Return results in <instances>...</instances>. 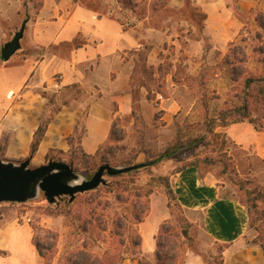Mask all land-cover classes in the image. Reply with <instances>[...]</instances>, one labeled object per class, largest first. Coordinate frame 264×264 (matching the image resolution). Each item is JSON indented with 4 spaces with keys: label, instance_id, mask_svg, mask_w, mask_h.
I'll list each match as a JSON object with an SVG mask.
<instances>
[{
    "label": "crops",
    "instance_id": "crops-1",
    "mask_svg": "<svg viewBox=\"0 0 264 264\" xmlns=\"http://www.w3.org/2000/svg\"><path fill=\"white\" fill-rule=\"evenodd\" d=\"M190 1L196 13L201 14L200 18L196 15L183 17L187 4L185 0H169V9L176 17L182 18L167 19L162 26L148 23V18L143 17L133 28L125 29L115 19L101 15L93 17V13L78 6L73 7L65 21L58 15L51 21H37L31 28L27 25L25 46L10 58V66L4 68L7 73L0 74V140L4 128L11 126L9 144L24 143L23 149L31 153L34 133L43 121L40 115L42 109L37 108L38 124L34 127L35 131L25 135L22 129L17 128V121L22 116L18 112L20 110H14L23 101H16L17 98L40 94L41 100L47 105H44L45 110L50 104L45 94L54 95L53 99L60 96L62 91H67L66 87L78 86L81 92L89 96L85 100V134L80 144L84 154L94 155L109 140L113 123L134 112L131 79L136 64L132 58H128L131 52L144 50L146 67L154 69L153 76L159 77V69L164 61L161 55H165L167 49L175 50L177 54L182 51L187 58L183 60L185 65H196L194 72L186 71L185 78L195 80L201 79L203 75L205 77L204 73L212 66L223 64L232 44L242 33L247 34L251 27L255 28V37L260 36V40H255L264 49V29L257 24V15L264 14V0ZM46 11L44 4L39 19L43 18ZM80 36L83 42L73 48L67 57H62L59 48ZM173 59H169L166 66L170 68L162 74L163 79L172 80L171 84L160 88L162 91L154 92V101L163 118L173 117L179 112L187 115L195 104V101L193 104L186 102L191 96L188 87L173 80H179L175 66L178 59ZM180 87L185 88L186 92L178 94ZM140 88V107L154 113L146 97L148 92L143 86ZM69 106L67 103L58 106L35 156L42 149L46 154L68 148L67 139L79 125L82 116L80 108L83 107ZM151 116L153 114L148 115L147 119H151ZM7 121L10 122L7 124ZM235 125H241L247 134H258L246 122ZM235 125L227 128V135L237 143L247 141L242 135H235ZM55 126L60 127L52 133ZM58 140L64 143L58 144ZM7 151L10 152V149ZM172 179L173 192L179 205L199 216L201 230L211 241L225 246L221 253V264H264L261 247L249 244L245 239V235L249 236L251 231L247 211L241 204L221 197L218 187L208 178H201L195 167L181 169ZM152 213V209H149L143 222L138 224V233L141 238V258L155 264L156 237L169 215L153 222ZM0 253V264H45L32 243V234L10 229L8 225L0 227ZM121 264H138V261L126 259Z\"/></svg>",
    "mask_w": 264,
    "mask_h": 264
},
{
    "label": "rangeland",
    "instance_id": "rangeland-1",
    "mask_svg": "<svg viewBox=\"0 0 264 264\" xmlns=\"http://www.w3.org/2000/svg\"><path fill=\"white\" fill-rule=\"evenodd\" d=\"M168 2L169 0H0V49L13 38L26 19H28L27 25H29V28L37 21H51L58 15L62 21H65L73 7L78 6L93 13V17L101 15L115 19L125 29L133 28L138 20L143 17L148 18V23L161 24L162 26L167 22V19L179 20V18H182L180 16L176 17L172 13L173 11L168 7ZM185 2L187 4L183 11V17L190 18L196 15L200 18L201 14H197L191 7V1L185 0ZM44 4H46L47 11L43 18L39 19L38 15ZM57 10L59 11L57 12ZM255 35V28L251 27L247 30V34L242 33L233 44L243 48L247 58L244 68L249 74L260 76L261 67L256 62L262 57L253 53L254 50L260 47V42L255 40L257 39ZM27 38L24 32L20 50L25 46ZM82 40L83 38L80 36L74 42L62 45L59 48L63 54L62 57H67L73 48L83 42ZM139 52H131L128 55V58H132L137 65L136 73L133 74L131 79L134 98L132 110L135 115L131 114L127 118L115 121L109 140L94 155L83 156L81 140L78 142L75 140L72 150L68 147L65 151L53 150L45 154L44 149H42L35 156L28 149H23L24 143L9 144L8 137L12 132V127L9 126L4 128L0 140V160L17 165L32 157L30 167L35 168L47 164L50 160L67 163L72 157L75 160L72 165L73 171L82 179H90L102 165L122 168L127 167L124 166L126 163L131 164L129 166L144 164L166 149L179 145L180 142H185L188 139H194L204 132L201 109L197 106L199 92L205 91L210 98H213L209 102V112L213 116L225 108V102L231 94L234 95L235 91L238 93L241 91L242 79L234 85L230 80L228 68L223 64H217L209 68L204 73L206 75L204 86L199 87L200 79L192 82V80L185 78L186 71L194 72L196 65L188 63L185 65L183 60L187 58L182 51L177 54L175 50L167 49L165 55H161V59H164V61L159 69V77L153 76L154 69L151 70L146 67V52L144 50ZM173 58L178 59V61H175V66L179 79L173 80L177 83H184L188 87L191 96L186 102L193 104L195 101V104L187 115L185 112H179L173 117L163 118L154 101V92L162 91L161 89L171 84L172 80L163 79L162 74L170 68H167L166 65L167 62H170L169 59L175 60ZM9 62H3L0 59V74L7 73L4 68L8 69ZM144 65L145 71L143 69ZM215 75H218V77L216 78ZM245 76H243V79ZM141 86L149 92L146 97L151 104V110L154 109V113L146 112L140 107L141 94L139 92ZM180 88L178 94L186 92L185 88ZM95 94L98 96L97 93ZM164 95L166 94L164 93ZM52 96L54 95H44L51 104H48V108H45V110L44 107L47 105H45L44 100H41L43 98L40 94H30L25 97L20 96V99L17 98L16 101L23 100L22 103L19 102L20 105L14 110L15 112L20 110L18 112L22 116V119L17 121L19 123L17 128L22 129L25 135L27 132L35 131L36 128L34 129V127L38 124L37 112L39 110L37 111V108L42 109L40 115L41 120H44L53 115L61 103H67L70 105L69 107L79 108L80 105L83 106L80 108L82 116L77 135L79 136L83 132L85 134L84 118L87 113L85 100L89 96L85 92L78 94L77 90L74 89L62 91L60 96H55L53 99ZM236 105H238L237 101ZM252 107H254V109L252 108V117L255 119L256 126L264 127V104L256 106L253 104ZM151 114L153 116L148 120L147 116ZM9 122L7 121V124ZM59 127L55 126L52 133ZM228 127L217 128L214 131V134H218L217 136H208L206 141L191 149L182 151L178 157L164 159L149 169L140 170L129 176L116 179H111L107 175L104 176L105 184L112 183L114 186L119 184L120 190L128 186L129 191L127 193L131 192L132 195L135 192L134 190L139 187L148 189L150 186L154 189L148 197L149 209L153 211L152 221L156 222L163 216L169 215L167 221L168 228H170L169 236L179 245L180 256L177 259V264H221V253L225 246L214 243L202 232L199 216L187 212L180 205L179 207L174 205L168 208L164 187L160 182L161 177L169 180L170 187L173 190L172 176L184 167L192 165L197 169L201 178H208L215 187H218L220 195L224 199L237 201L241 204V200L247 199L246 195L249 191L264 192V129L256 131L251 126V130L258 133L254 135L252 132L251 134L245 133L241 125H235L234 131L237 132L235 135H242L243 139H248L237 143L227 135L226 130ZM247 135H250V137L247 138ZM58 142V144L64 143L61 140H58ZM8 149H10V152L7 151ZM212 161L214 163L210 164L209 162ZM127 193H124L123 196L125 197ZM109 196L112 197L113 195ZM132 197L130 198L132 199ZM47 205L43 193H39L37 198L23 204L2 203L0 204V227L8 225L10 229L16 228L21 233L25 232L32 235L39 228L57 232L59 235L57 254L50 260V264H60V258L71 250L76 243L73 242L71 245L67 242L66 237L69 229L65 225L64 217L47 215ZM256 206L257 208L252 210L250 219L253 224L252 226L248 224L251 234L249 236L245 235L247 243L254 245H258L255 242L264 238V200L256 201ZM243 207L246 209L245 206ZM251 237L253 238L250 239ZM117 241V239H111L109 236L106 243L96 244L90 250L98 254H102L104 250L109 248H118L125 251L127 246H120ZM80 243L78 242V244ZM112 243H115V245L111 246ZM145 264L150 263L145 260Z\"/></svg>",
    "mask_w": 264,
    "mask_h": 264
},
{
    "label": "trees",
    "instance_id": "trees-1",
    "mask_svg": "<svg viewBox=\"0 0 264 264\" xmlns=\"http://www.w3.org/2000/svg\"><path fill=\"white\" fill-rule=\"evenodd\" d=\"M257 24L264 29V14L259 13L257 15ZM256 38L260 40L259 35ZM253 53L262 57L257 62L261 67L260 76H253L244 68L247 58L243 48L234 46V44L230 47L223 65L228 68L230 80L234 85L242 79V87L239 93L235 91L234 95L231 94L229 96V99L225 102V108L220 110L216 115L211 116L209 112V102L213 98H210L201 88L202 92L198 93L197 106L201 109L204 132L200 136L180 142L179 145L177 144L172 148L166 149L157 157L142 164V168L140 169L118 176H107L111 179L126 177L134 172L149 169L159 164L163 159L178 157L182 151L191 149L206 141L208 136H217L218 134H214V131L219 127L225 128L247 122L256 131L263 130L264 127H257L255 124V119L252 117V108L254 109L252 105L264 104V49L260 46ZM136 68L137 65H135V73ZM143 69L145 71V65ZM244 75L246 76L243 79ZM205 78L206 75L205 77L204 75L201 77L199 87L204 86ZM195 80H192V82ZM66 89H77L78 94L81 92L78 86L66 87ZM236 101L238 105H236ZM133 115H135L134 112ZM52 116L50 115L43 120L36 129L31 144L32 154L37 151V147ZM114 126L115 123H113L111 133ZM77 132L78 126L75 127L73 134L67 139L70 150L73 148L74 141L78 142L83 137L84 132L79 136ZM83 156L89 157L86 154H83ZM74 161L70 157V160L65 164L72 167ZM209 163L213 164L214 161ZM129 165L131 164H124L127 167ZM160 182L164 187L163 190L167 198L168 208L174 205L179 207L175 194L170 187L169 180L161 177ZM119 186V184L114 186L112 183L103 184L94 191L77 195L72 202L68 198L62 197L54 204L47 205V215L64 217L65 225L69 229L66 237L68 239L67 242L71 245L73 242L76 243L71 250L67 251L60 258V264H121L126 259L136 260L138 264H145V259L140 256L139 247L141 245V238L138 233V224L142 223L148 214V197L153 193L154 189L150 186L148 189L146 187H139L134 190L135 192L132 195L131 192V194L127 193L129 191L128 186L122 188L123 190H120ZM124 193H127L125 197L123 196ZM131 196H133L132 199L130 198ZM246 196L247 199L240 202L241 205L246 207L248 224L252 226L253 221L250 220L252 210L257 208L256 201L264 200V192L253 190L249 191ZM169 233L170 228H168V223L164 222L160 226L156 237L155 264H177V259L180 256L179 245L169 236ZM109 236L111 239H117L118 245H126V250L121 251L118 248H109L104 250L102 254L90 250L96 244L106 243ZM58 240V233L49 229L39 228L33 233L32 243L39 256L44 259L45 264H50V260L57 254ZM78 242L81 243L78 244ZM255 243L264 251V238ZM114 245L115 243H112L111 246Z\"/></svg>",
    "mask_w": 264,
    "mask_h": 264
},
{
    "label": "water",
    "instance_id": "water-1",
    "mask_svg": "<svg viewBox=\"0 0 264 264\" xmlns=\"http://www.w3.org/2000/svg\"><path fill=\"white\" fill-rule=\"evenodd\" d=\"M27 23L28 19L24 20L13 38L1 47L0 59L3 62H8L20 50ZM31 160L29 157L17 165L0 160V204H23L37 198L39 193H43L48 204H54L62 197L72 202L77 195L105 184V175L118 176L142 168V164L122 168L102 165L90 179H82L71 166L61 161L50 160L45 165L31 168Z\"/></svg>",
    "mask_w": 264,
    "mask_h": 264
}]
</instances>
